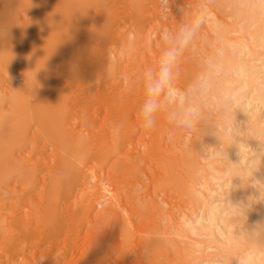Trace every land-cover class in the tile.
<instances>
[{"label":"rangeland","instance_id":"rangeland-1","mask_svg":"<svg viewBox=\"0 0 264 264\" xmlns=\"http://www.w3.org/2000/svg\"><path fill=\"white\" fill-rule=\"evenodd\" d=\"M22 1L0 0V114L10 117L8 123H13L11 126L5 120L3 127L0 125V132L3 134L0 136V166L7 164L3 170H0V178H3L0 181V215L3 214L2 218L3 216L6 218L8 215L7 221L4 222L12 223L7 228L8 230L4 231L3 229L4 232H0V264H244L246 256L248 258L253 249L249 246L236 250L231 249L228 234L231 231L240 235L244 224L250 223L253 220V214L264 206V173L259 179H256L253 174L239 177L240 180L244 179L247 182V191L230 195V192L233 193L235 190H233L234 188L231 189L228 160L222 153L229 146L226 140L218 137L209 138L206 133L212 131L216 134H228L236 138L238 147L248 152V155L257 151H264V137L258 138V140L263 139L260 143L244 145L247 144L243 139L249 133L247 129L249 123L242 118L239 110L241 107H248L249 113H252L259 109L263 121L261 126L264 125V103L258 98L257 91L252 92V95L247 97H240V93L243 91L240 64L248 62L259 65L260 72L257 84L261 85L264 81V72L262 73L264 67L260 66L264 57V41H257L254 34L255 27L257 28L259 25V19H245L239 11L234 9V3H240L241 7L248 9L255 7L258 0H205L208 11L207 24L191 50L184 54L178 81V86L183 88L202 70L204 61L212 51L215 49L224 51L225 57L222 66L213 72L209 78L207 91L202 102L201 118L191 128H184L175 127L169 124L163 116H160L157 127L148 131L141 129L138 115L140 104L144 98L143 73L149 68H156L158 64L162 50V44L159 40L160 33L165 30H174L178 23L186 21L202 0H170L169 6L164 4L162 0H144L140 6H134L135 9L132 8L133 6L128 0H110L111 4L108 1V5H110L107 7L108 10L112 9L109 11L111 14L108 16L109 19L104 18L106 15L103 13H108H106L107 10L104 6L97 8L92 6L91 12L94 14L91 13L90 15L96 16V19L92 18L88 21L89 27L100 26L101 24L100 27L109 31L108 33L104 31V35L108 37L105 36L104 40V36L102 39H93V44L101 45L103 53L118 61L119 67L112 74L109 73L105 65L102 67L98 64L100 68H97V63H100L98 61L96 64L94 62L93 65L85 67L83 69L85 74L79 78V81L84 87L89 88L87 90L89 93L80 94L79 92L82 90H75L77 91L75 92L73 88L71 89L76 80L73 68V71H70L71 68H69L73 66L68 64L66 67L67 64L64 63L53 66V69L60 71L58 74L61 79L58 78L60 80L58 83L60 85L63 83V87L60 86L61 90L67 92L65 94L63 92L64 96L68 97H64L66 99L63 102L67 105L68 103L69 105L72 104L69 109L65 105L64 109L71 111L74 108L72 111H78L77 117L65 121V128L82 132L84 136L90 137L92 135L91 138L96 135L97 138L98 136L105 137V141H94L97 144H91L90 148H88L89 146L86 147L80 159H74L69 154L68 156L49 143L47 145L43 139L40 141V136L43 135L40 134L42 132L39 124L40 112L35 111L40 109H34L31 106L40 97V91H36L40 87L42 88L38 82L40 78L34 83H28V69H26L25 64L23 66L24 59L17 58L18 56L12 53L17 47H21L22 40L24 42L27 38L29 32L27 30L31 29L36 19V8L31 6L30 1ZM25 4L28 7L23 6ZM127 5L129 6L127 7ZM62 65L64 67H61ZM86 75L88 76L86 77ZM27 83L28 85H24ZM22 86L24 87V94L22 93L24 103L21 102L25 106L22 105L20 112L15 106L17 104L14 98L16 90ZM54 87L47 83L43 87L44 89H41L43 90L42 94L51 96L49 94L52 93L53 97L55 92L57 93L60 89L59 85V89ZM70 91L74 94L72 95ZM68 93L71 95L68 96ZM86 94H89V98L85 97ZM57 95L53 98H56ZM129 97L131 99L127 100ZM80 101L81 104L86 102L87 105H81ZM223 104L227 110L229 109L226 113L221 110ZM76 106H78L77 109ZM62 107L60 106V110L63 109ZM5 109L6 113H4ZM25 110L26 112H24ZM125 110L133 113L131 121H128L127 118L124 120L122 117L123 113L126 112ZM15 116L19 118L12 122L11 120L16 119ZM129 122H131L130 124L134 122L132 128L134 139H132L133 137L120 136L122 131L130 125ZM17 126L19 127L17 128ZM20 127L21 138L18 144L19 141H15V137H17L15 131L17 132L16 129ZM22 132L27 136L25 137ZM23 137L26 141H22L24 140ZM64 153L66 158H71L73 164L64 161V155H62ZM83 153L87 155H83ZM136 154L139 156H135ZM170 154L174 158L171 164L174 165L170 164L171 166L167 170L166 161ZM61 155L63 159L60 157ZM7 159L13 162V164L11 163L13 166H10L11 164ZM124 161H131L132 165L135 166L134 169H137V171L131 170L132 176L125 165L122 167H125L126 172L125 170H121V173L120 170L118 171ZM28 163L39 167L37 168L38 172L31 179L32 182L23 176L25 173L22 164ZM128 164L131 165L129 162ZM65 165L71 166L66 170L63 167ZM7 167L9 168L7 169ZM61 167L63 169H60ZM7 170L8 172H6ZM64 172H69V174ZM57 177L58 180L60 179L59 181ZM3 180L4 182H2ZM57 182H59L58 185ZM56 185L60 187L57 188ZM49 190H52V193L55 191L54 193L59 194L65 201V203L61 201L57 204H63V208L60 206L61 209L56 208L58 220L55 224L58 226H48L49 222L47 223L48 214L50 215L55 207L52 206V203L47 205L41 203L45 202L44 196L51 194ZM20 196L24 197L22 200L24 204L21 203V205L18 201ZM237 203L238 205H236ZM44 206H46L44 211H41ZM115 208L116 210H113ZM211 208L215 211L224 208L218 214L219 218L216 225L215 222L211 223L208 219V211ZM27 212L32 213L29 214L30 217H28ZM38 214L41 215L38 216ZM20 219H23V222L30 220L26 229L22 225L19 226L22 223ZM127 223L133 226L130 227ZM17 224L19 225L17 226ZM44 224L45 228L43 227ZM202 225H210V227L209 229H201ZM123 226H127L128 230L133 227V232L126 230L127 234L123 233L126 229L122 230ZM21 228L22 230L25 229V232L21 231ZM12 230H16V235L15 231ZM2 233L5 237L2 236ZM5 234L9 238H6ZM13 236H16L15 239ZM230 252L231 255L228 254ZM157 260L160 262L154 263Z\"/></svg>","mask_w":264,"mask_h":264},{"label":"bare ground","instance_id":"bare-ground-1","mask_svg":"<svg viewBox=\"0 0 264 264\" xmlns=\"http://www.w3.org/2000/svg\"><path fill=\"white\" fill-rule=\"evenodd\" d=\"M12 1V0H11ZM22 1V0H21ZM31 2V6L35 9L36 8V19L34 20L35 22L33 23V26L31 27L30 30H27L29 31L28 32V35H27V38H25V41L22 42L21 41H17V42H21L22 45L21 47H17L16 50H14L12 53L16 54L17 58H22L24 59V63H23V66L24 64L26 65V69H28V72H27V82L30 83H34L36 80L38 81L39 78L40 80L38 82H40V86L42 85V88L48 83L50 86H55L57 89H59V91L61 90V87H63V83L62 85H60L58 82L60 80H58L59 77V74L58 72L60 71H57L55 69H53V66H55L56 64L59 63V65H61V63H64V64H67L66 67L69 65L73 66V67H69L71 68L70 71H73L74 70V77L76 78L75 82H73V85L71 86V89L73 88V90H82L81 92H79L80 94L82 93H89L87 92V89L86 87L83 86L82 82L79 81V78L82 77V75L84 76L85 72L83 71V69L85 67H89L91 64L93 65L94 62L96 64V62H100V63H97L96 66H98V64L100 66H106V69L109 71V73H113L115 72L116 68L119 67V63L118 61H115L113 60L112 58H110L108 55H105L103 52V49L101 48V45L99 46H96L93 44V39H96V38H100L102 39L103 36V40L105 39V32H109V31H105L104 30V27H100V26H92V27H89V20L90 19H96V16L92 17V15H90L92 12V6H95V8L97 7H102L104 6L106 13H103L104 15H106L104 18L106 19H109L108 16L111 14H109L111 10H108V6L111 4L110 0H28L27 2ZM108 1H109V5H108ZM114 1V0H113ZM112 1V2H113ZM245 1V0H244ZM243 1V2H244ZM23 2V1H22ZM128 2H130L131 6H133L132 8H134V6L137 7V5L140 6V4H142V2H144V0H128ZM254 2V1H253ZM257 2V1H256ZM26 3V2H25ZM242 3V2H241ZM246 3V2H245ZM252 3V2H251ZM28 4V3H27ZM144 4V3H143ZM240 4V3H239ZM238 3H234V9H236L237 11H239L240 15L243 16L245 19H248V20H251L253 18H256V19H259V25L257 26V28L255 27V31H254V34H255V37L257 39V41H264V0H258V3L255 7H250L248 9H245L243 7H241ZM253 4V3H252ZM23 6H27L26 4L23 5ZM129 5H127L128 7ZM245 6V5H244ZM14 7V6H13ZM16 7V6H15ZM20 7V5H19ZM28 7V6H27ZM135 7V8H136ZM107 8V9H106ZM113 8V6H112ZM134 8V9H135ZM142 8V7H141ZM15 9V8H14ZM33 9V10H34ZM103 9V8H102ZM26 10V9H25ZM97 10V9H96ZM104 10V12H105ZM122 10V9H121ZM127 10V9H126ZM137 10V9H136ZM141 10V9H140ZM144 11V10H143ZM131 12V11H129ZM26 13V12H25ZM114 13V12H113ZM94 14V13H92ZM5 15V13H4ZM3 15V16H4ZM115 15V14H114ZM121 15V14H120ZM125 15V14H124ZM133 15V14H132ZM2 16V15H1ZM30 17V16H29ZM115 17V16H114ZM16 18V17H15ZM1 19V18H0ZM113 19V18H112ZM3 20V19H2ZM1 20V22H2ZM20 20V19H19ZM98 20V19H97ZM6 21V20H5ZM11 21V20H10ZM93 21V20H92ZM96 21V20H95ZM254 21V20H253ZM252 21V22H253ZM28 22V20H27ZM32 22V21H31ZM110 22V21H109ZM108 22V24H109ZM7 23V22H6ZM24 23V22H23ZM94 23V22H93ZM106 23V22H105ZM218 24V22H217ZM255 24V23H254ZM2 25V24H1ZM8 25V24H7ZM3 26V25H2ZM106 26V25H104ZM118 26V25H117ZM1 27V26H0ZM24 27V26H22ZM4 28V27H3ZM12 29V28H11ZM14 29V28H13ZM17 29V28H16ZM25 29V28H24ZM219 29V28H218ZM107 30V29H106ZM5 31V30H4ZM12 31H15V30H12ZM17 31V30H16ZM105 31V32H104ZM2 32V31H1ZM20 32V31H19ZM23 32V31H21ZM218 32V31H217ZM17 33V32H16ZM111 34V33H110ZM118 34V33H117ZM1 35V33H0ZM14 35V34H13ZM24 35V34H23ZM112 35V34H111ZM7 37V36H6ZM19 37V36H18ZM108 37V36H106ZM121 37V36H120ZM122 38V37H121ZM5 39V38H4ZM20 39V38H19ZM123 39V38H122ZM125 39V38H124ZM110 41V40H109ZM124 41V40H122ZM251 41V40H250ZM125 42V41H124ZM255 42V41H254ZM102 43V42H100ZM108 43V42H107ZM115 43V42H114ZM130 43V42H128ZM251 43V42H250ZM13 44V43H12ZM20 44V43H19ZM18 44V45H19ZM127 44V43H126ZM239 44V43H238ZM243 44V43H241ZM261 44V43H260ZM122 45V44H121ZM241 46V45H240ZM253 46V45H252ZM250 47V46H248ZM104 48V47H103ZM117 48V47H116ZM246 49V48H245ZM252 49V48H251ZM11 50V49H10ZM108 51V50H107ZM115 51V50H114ZM117 51V50H116ZM255 51V50H254ZM2 52V51H1ZM8 53V52H7ZM108 53V52H107ZM106 53V54H107ZM110 53V52H109ZM9 54V53H8ZM231 54V53H230ZM254 54V53H253ZM4 55V54H3ZM2 55V56H3ZM140 55V54H139ZM1 56V57H2ZM6 56V55H5ZM13 56V55H12ZM141 56V55H140ZM249 56V55H248ZM257 56V55H256ZM4 57V56H3ZM2 57V58H3ZM15 57V56H14ZM115 57V56H114ZM243 57V56H242ZM241 58V57H240ZM139 59V58H138ZM259 59V58H258ZM21 60V59H20ZM118 60V59H117ZM124 60V59H123ZM131 61V60H130ZM157 61V60H156ZM232 61V59H231ZM19 62V61H18ZM139 62V61H138ZM241 62V61H240ZM105 63V64H104ZM157 63V62H155ZM248 63V62H247ZM246 62H243L242 64H240V68L242 70L241 74L243 76V91L240 93V97L243 98V97H247L248 95H250L252 92H256L257 91V94H258V98L260 99V101H262L264 103V81L263 83L259 86L257 84V79H258V75H259V72H260V69H258V66L257 64H247ZM131 64V63H130ZM123 65V64H122ZM100 66H98L97 68H100ZM102 66V67H103ZM262 67H264V57L262 58V63L261 65ZM61 67H64V65H62ZM65 67V68H66ZM101 67V68H102ZM130 67V66H129ZM58 68V67H57ZM73 68V70H72ZM94 68V67H93ZM92 68V69H93ZM61 69V68H60ZM91 69V68H90ZM96 69V68H95ZM65 70V69H64ZM86 70V69H85ZM120 70V69H119ZM232 70V69H231ZM230 71V70H229ZM88 72V70H87ZM93 71H91L92 73ZM264 72V70L262 71V73ZM72 73V72H71ZM105 73V72H104ZM225 73V72H224ZM26 74V73H25ZM58 74V76H57ZM94 74V72H93ZM103 74V73H102ZM125 74V73H124ZM230 74V73H229ZM73 75V74H72ZM71 75V76H72ZM89 75V73H88ZM86 75V77L88 76ZM64 76V75H63ZM110 76V75H109ZM116 76H119V75H116ZM122 76V74H121ZM231 76V75H230ZM91 77V76H89ZM111 77H113L111 75ZM133 77V76H132ZM212 78V77H211ZM61 79V78H60ZM118 79V78H117ZM227 79V77H226ZM104 80V79H103ZM115 80V79H114ZM121 80V79H120ZM223 80V78H222ZM241 80V79H240ZM85 81V80H84ZM87 81V80H86ZM100 81V80H99ZM229 81V79H228ZM103 82H106V81H103ZM118 82V81H117ZM213 82V80H212ZM226 82V81H225ZM27 84H24V85H28ZM88 83V81L86 82ZM115 83V82H114ZM45 84V85H44ZM72 84V83H71ZM58 85H59V88H58ZM91 85V84H90ZM258 85V86H257ZM61 86V87H60ZM68 86V85H67ZM88 86V85H87ZM222 86V85H221ZM27 87V86H26ZM34 87V86H33ZM38 87V86H37ZM54 87V88H55ZM66 87V85H65ZM69 87V86H68ZM100 87V86H99ZM224 87V86H223ZM40 87L39 90H35L36 91H40V97H36L37 100L34 101V103L31 104V106H33V108H39L40 110H35V111H39L40 114H39V117H40V129L42 130V132L40 134H43L40 136V141L43 139L45 140V142L49 143V145H53L56 149L60 150V151H63L65 152L67 155L69 154L70 157H74V159H80L81 156H82V152L85 151L86 147L90 148V145L91 144H94L96 142L94 141H98V142H101L104 140V138L102 137H99L97 138V135L94 136V138L91 136H84V134L81 132H77L75 130H73L72 128L70 129H67L65 128L64 126V123L65 121H68L70 120L72 117H77L78 115V111H72V108L71 111H68L67 109H69V107L71 106L72 107V104L68 105L65 104V102H63L66 98V96H64L66 90L64 91H60L58 93H56L55 91V94L53 95V97L57 94H60L61 97H59L60 95H57L56 98H53L52 97V93L49 94L51 96H45L42 94V89ZM67 88V87H66ZM64 88V89H66ZM33 89V90H34ZM44 89V88H43ZM55 89V90H57ZM68 89V88H67ZM34 90V91H35ZM49 90V89H48ZM47 90V91H48ZM70 90V88H69ZM69 90H67L69 92ZM137 90V89H136ZM224 90V89H223ZM75 91V92H77ZM230 91V90H229ZM17 92V93H16ZM15 92V103L17 105H15L17 107V110L21 109L23 103H24V96H23V92H24V87H20L18 90H16ZM64 92V94H63ZM105 92V91H104ZM139 92V91H138ZM228 92V91H227ZM14 93V91H13ZM23 93V94H22ZM71 93V91H70ZM98 93V92H97ZM108 93V92H107ZM115 93V92H114ZM232 93V92H231ZM47 94V93H46ZM72 95L74 93H71ZM68 93V96L71 95ZM109 94V93H108ZM134 94V93H133ZM32 95V94H31ZM34 95V94H33ZM39 95V94H38ZM63 95V97H62ZM78 95V94H77ZM85 95V94H84ZM87 95V94H86ZM252 95V94H251ZM8 96V95H7ZM75 96V95H74ZM88 96V97H87ZM85 96L86 98H89V94ZM255 96V94H254ZM66 97V98H64ZM78 97V96H77ZM84 97V96H83ZM119 97V95H118ZM239 97V96H238ZM3 98V97H2ZM1 98V99H2ZM6 98V97H5ZM5 98L3 99V101L5 100ZM26 98V97H25ZM63 98V99H62ZM102 98V97H101ZM117 98V97H116ZM126 98V97H125ZM128 98V97H127ZM218 98V97H217ZM27 99V98H26ZM70 99L72 100V98L70 97ZM81 99V98H79ZM92 99V98H91ZM90 99V100H91ZM98 99V98H97ZM131 98L129 97V99L127 100H130ZM7 100V99H6ZM62 100V101H61ZM2 101V103H3ZM23 103H22V102ZM26 101V100H25ZM28 101V100H27ZM88 101V100H87ZM121 101V100H120ZM247 101V100H246ZM63 102V103H62ZM86 103V102H85ZM85 103H82V104H85ZM89 104V102H87ZM99 103V102H98ZM116 103V102H114ZM252 103V102H251ZM1 104V103H0ZM4 104V103H3ZM2 104V105H3ZM61 104V105H60ZM80 104H81V101H80ZM79 104V105H80ZM81 104V105H82ZM243 104V103H242ZM30 105V104H29ZM64 105V107H62ZM65 105L67 109H64L65 108ZM87 105V104H85ZM89 105H92V104H89ZM101 105V104H100ZM100 105H99V108H100ZM105 105V104H104ZM246 105H247V102H246ZM245 105V106H246ZM25 106V105H23ZM60 106L63 108L62 110H60ZM103 106V105H101ZM118 106V105H117ZM120 106V105H119ZM221 106V104H220ZM219 106V107H220ZM249 106V105H248ZM19 107V108H18ZM87 107V106H86ZM93 107V106H92ZM98 107V106H97ZM115 107V106H114ZM218 107V108H219ZM78 108V106H76V109ZM81 108V106H80ZM79 108V109H80ZM90 108V107H89ZM96 108V107H95ZM94 108V110H95ZM106 108V107H105ZM248 108V107H247ZM246 107H241L239 110H240V113L242 114V118L245 119L248 123H249V126H248V131L249 133L247 134L246 138L243 139L247 144H244V145H249V144H257V143H260L261 140L263 141V137H264V125L261 126V123L263 122L262 121V113L259 109H257L256 111L252 112V113H249L248 109ZM256 108V107H254ZM3 109V108H2ZM1 109V110H2ZM15 109V108H14ZM82 109V108H81ZM86 109V108H85ZM93 109V108H92ZM98 109V108H97ZM109 109V108H108ZM116 109V108H114ZM118 109V108H117ZM134 109V108H133ZM30 110V109H29ZM65 110V111H64ZM91 110V109H90ZM89 110V112H91ZM106 110V109H105ZM221 110L222 112L226 113L227 111H229V109L227 110V107L225 106V104L222 105L221 107ZM6 113V109L4 110ZM32 111V110H31ZM81 111V110H79ZM88 112V110H85ZM93 111V110H92ZM104 111V110H103ZM126 111V110H125ZM220 111V110H219ZM14 112V110H13ZM17 113V111H15ZM21 112V110H20ZM26 112V110L24 111ZM99 112V111H97ZM96 112V113H97ZM206 112V111H205ZM218 112V111H217ZM2 113V112H1ZM37 113V112H36ZM82 113V112H81ZM85 113V112H83ZM94 113V112H93ZM19 114V113H18ZM38 114V113H37ZM132 112L131 111H126L123 113V118L124 120L127 118L128 121H131L132 120ZM16 115V114H15ZM24 115V114H23ZM22 115V117H23ZM112 115V114H111ZM221 115V114H220ZM264 115V114H263ZM12 117V114L10 115ZM37 116V115H36ZM7 117V116H6ZM6 117L3 115L0 114V125L3 127V125L5 124V120L7 121L8 123V118L10 117ZM38 117V116H37ZM117 117V116H116ZM134 117V116H133ZM14 118V117H13ZM16 119H13L11 120L12 122L15 120L17 121V118H19L18 116H15ZM79 118V117H78ZM81 118V117H80ZM223 119V118H222ZM19 120V119H18ZM72 120V119H71ZM112 120V119H111ZM110 120V121H111ZM136 120V119H135ZM134 120V121H135ZM218 120V118H217ZM244 120V121H245ZM82 121V120H81ZM213 121V120H212ZM211 121V122H212ZM19 122V121H18ZM70 122V121H69ZM85 122V121H84ZM114 122V121H113ZM121 122V121H120ZM138 122V120H137ZM218 122V121H217ZM226 122V121H225ZM6 123V125H7ZM131 122H129L128 124H130ZM133 123L130 124L129 126H127L128 128L123 130L121 135L120 133H118L121 137L125 136V137H128V138H132L133 137ZM208 123V122H207ZM8 124H11V123H8ZM13 124V123H12ZM11 124V126H13ZM69 124V123H68ZM96 124V123H95ZM138 124V123H137ZM19 125V124H18ZM71 125V124H69ZM68 125V126H69ZM112 125V124H111ZM115 125V124H114ZM136 125V123H135ZM95 126V125H94ZM7 127V126H6ZM9 127V126H8ZM19 126H17L18 128ZM90 127V126H89ZM126 127V126H125ZM157 127V126H156ZM10 129H13L11 127H9ZM203 128V127H202ZM6 129V128H5ZM100 129V128H99ZM122 129V128H121ZM124 129V128H123ZM139 129V128H138ZM205 129V128H204ZM3 130V129H2ZM17 132L15 131V135L17 133V137H15V141H19L20 140V136H21V127L19 129H16ZM23 130V129H22ZM40 130V131H41ZM241 130V129H240ZM10 131V130H9ZM111 131V130H110ZM117 131V130H116ZM162 131V130H161ZM239 131V130H238ZM8 132V131H7ZM14 132V131H13ZM87 132V131H86ZM119 132V131H118ZM136 132V130H135ZM231 132V131H230ZM9 133V132H8ZM97 133V132H96ZM95 133V134H96ZM110 133V132H109ZM177 133V132H176ZM1 132H0V136H1ZM22 134L24 135V132H22ZM83 134V136H82ZM99 134V133H98ZM108 134V133H107ZM114 134V133H113ZM172 134V133H171ZM175 134V132H174ZM208 135L209 138H215V137H218L219 139H223V140H226L229 148L224 150L222 153L225 154V156L227 157V160H228V166H229V170H230V173H231V189L235 190L233 193L230 192V195H234L236 192L237 193H241V192H245L247 191V182L244 180V179H239V177L241 176H246V175H254L256 177V179H259L263 173H264V151H257L251 155H248L246 151L240 149L238 147V143L236 144V142L238 141L236 138H233L232 136L230 135H223V134H216V133H213L212 131H207L206 133ZM226 134V133H225ZM3 135V134H2ZM8 135V134H7ZM90 135V134H89ZM149 135V134H148ZM156 135V134H155ZM161 135V134H160ZM232 135V134H231ZM25 137L27 135H24ZM43 136V137H42ZM101 136H104V135H101ZM109 136H111L109 134ZM144 136V135H143ZM159 137V136H158ZM179 137V136H178ZM259 137H262L261 140L258 138ZM116 138V137H115ZM120 138V137H119ZM173 138V137H172ZM175 138L176 135H175ZM217 138V139H218ZM24 139V137H23ZM28 140V138H26ZM134 139V137L132 138ZM159 139V138H158ZM1 140V139H0ZM22 140V139H21ZM122 140V139H120ZM128 140V139H127ZM131 140V139H129ZM209 140V139H208ZM241 140V139H240ZM22 141H26L25 139L22 140ZM105 141V140H104ZM107 141V140H106ZM28 142V141H27ZM108 142V141H107ZM118 142V141H117ZM158 142V141H157ZM160 142V140H159ZM241 142V141H240ZM20 143V141L18 142V144ZM23 143V142H22ZM106 143V142H104ZM119 143V142H118ZM162 143V142H161ZM171 143V142H170ZM97 144V143H96ZM103 144V143H102ZM216 144V143H215ZM243 144V143H242ZM26 145V143H25ZM115 145V144H114ZM157 145V144H156ZM244 145H242L243 147H245ZM21 146V145H20ZM19 146V147H20ZM40 146V145H39ZM44 146V145H43ZM95 146V145H94ZM105 146V145H104ZM241 146V145H240ZM23 147V146H22ZM99 147V146H98ZM219 147V146H218ZM242 147V148H243ZM46 148V146H45ZM201 148V147H200ZM203 148V147H202ZM201 148V149H202ZM47 149V148H46ZM94 149V148H93ZM119 149V148H118ZM245 149V148H244ZM102 150V149H101ZM107 150V149H106ZM146 150V149H145ZM259 150V149H258ZM261 150V149H260ZM93 151V150H92ZM99 151V150H98ZM103 151V150H102ZM147 151V150H146ZM200 151V150H199ZM254 152V151H253ZM62 153V152H61ZM65 153L62 154L64 155V161L65 162H69L70 164L72 163L71 161V158H66L65 156ZM87 153V152H86ZM86 153H83L86 154ZM176 153V152H175ZM98 154V153H97ZM106 154V153H105ZM114 154V153H113ZM62 155L60 156L62 158ZM68 155V156H69ZM87 155V154H86ZM112 155V154H111ZM214 155V154H213ZM50 156V155H48ZM104 156V155H103ZM135 156H139V154H136ZM86 157V156H85ZM221 157V156H220ZM66 158V159H65ZM83 158V157H82ZM88 158V157H86ZM63 159V158H62ZM91 159V158H90ZM167 159V158H166ZM173 156L171 157V154L169 156V158L167 159L166 161V168L167 170H169V166H171V162L173 160ZM8 160V159H7ZM59 160V158H58ZM61 160V159H60ZM83 160V159H82ZM87 160V159H86ZM85 160V161H86ZM14 161V160H13ZM45 161V160H44ZM63 161V162H64ZM77 161V160H76ZM174 161V160H173ZM223 161V160H222ZM8 162H10L8 160ZM56 162V161H55ZM82 162V161H81ZM128 162L131 164L129 166ZM179 162V161H178ZM7 163V162H6ZM13 164V162H10V164ZM16 163V162H15ZM84 163V162H83ZM128 165H127V164ZM223 163V162H222ZM10 165V166H13V165ZM32 164V163H31ZM22 164L23 165V168H24V173L23 176H25V179H27L28 181L32 182L31 179L36 175V173L38 172L37 171V168L39 167H36L34 166V164ZM46 164V163H45ZM65 164V163H64ZM73 164V163H72ZM171 164V165H170ZM3 164H1L0 166V170L4 169L5 165L7 164H4V166H2ZM19 165V164H18ZM36 165V164H35ZM47 165V164H46ZM122 165L127 169V171L129 172L130 170V173L131 174V170H135L137 171V169H134L135 166L134 164L132 165V162L131 161H127V162H123L121 163L120 165V169L118 168V171L120 170V173H121V170L126 172V169L125 167H122ZM127 165V166H126ZM174 165V164H173ZM210 165V164H209ZM15 166V165H14ZM49 166V165H48ZM51 166V165H50ZM69 166L71 165H65L63 166L66 170L69 169ZM74 166V165H73ZM130 169H129V167ZM134 166V167H133ZM176 166V165H175ZM227 166V165H226ZM18 167V166H17ZM63 167H61L60 169H63ZM78 167V166H77ZM93 167V166H92ZM9 167H7L8 169ZM16 168V167H15ZM22 169V166L20 167ZM47 168V167H46ZM164 168V167H163ZM12 169V168H11ZM17 169V168H16ZM115 169V167H114ZM166 170V169H165ZM172 170V168H171ZM174 170V169H173ZM200 170V169H199ZM5 171V170H4ZM45 171V170H44ZM51 171V170H49ZM65 171V170H64ZM70 171V170H69ZM1 172V171H0ZM8 172V170L6 171ZM20 172V171H19ZM18 172V173H19ZM198 172V171H197ZM23 173V172H22ZM53 173V172H52ZM56 172L54 171V174ZM64 173H67V172H64ZM136 173V172H135ZM53 174V175H54ZM61 174H63L61 172ZM69 174V172L67 173ZM49 175V174H48ZM117 175V174H116ZM123 175V174H122ZM125 175V174H124ZM123 175V176H124ZM135 175V174H134ZM4 176V175H3ZM2 176V177H3ZM12 176V175H11ZM10 176V177H11ZM58 176V175H57ZM112 176V175H111ZM132 176V174H131ZM65 177V176H64ZM114 177V176H113ZM69 178V177H68ZM206 178V177H205ZM3 179V178H2ZM0 178V181L2 180ZM6 180V179H5ZM53 180V178H52ZM57 180H58V177H57ZM60 180V179H59ZM58 180V181H59ZM117 180V179H116ZM120 180V179H119ZM247 180V179H246ZM80 181V180H79ZM229 181V180H228ZM4 182V180L2 181ZM29 182V183H30ZM73 182V181H72ZM82 182V181H81ZM6 184V182H5ZM50 184V183H49ZM52 184H54V182H52ZM56 184V182H55ZM59 184V182H57V185ZM71 184V183H70ZM99 184V183H98ZM30 185V184H29ZM56 185V186H57ZM43 186V184H42ZM41 186V187H42ZM47 186V185H46ZM51 186V185H50ZM54 186V185H53ZM55 186V187H56ZM54 187V188H55ZM60 186H57V188H59ZM96 187V186H95ZM101 187V186H100ZM32 188V187H31ZM50 188V187H49ZM251 188V187H250ZM43 189V188H42ZM69 189V188H67ZM97 189V188H96ZM228 189V188H227ZM30 190V189H29ZM54 190V189H53ZM56 190V189H55ZM95 190V189H94ZM50 192L52 190H49ZM200 191V190H199ZM55 192V191H54ZM52 193L47 195V196H44L45 197V202H41V203H44L45 205H47L48 203H52V206L55 207L53 208V211H51L52 213L48 216V220H47V223L49 224L48 226H52V225H55V226H58L56 225L55 223L57 222L58 220V214H56V208H58L59 206L63 208V204H59L57 205L58 203H60L61 201H63V198L57 194V193ZM83 193V192H82ZM248 193V192H247ZM44 194V193H43ZM80 194V193H79ZM85 194V193H84ZM78 195V194H77ZM249 195V194H248ZM199 196V195H198ZM49 197V198H48ZM228 197V196H227ZM5 198V197H4ZM24 197H21L20 196V205L21 203L24 204V201L23 200ZM88 198V197H87ZM241 198V196H240ZM17 199V198H16ZM47 199V200H46ZM43 201V199H41ZM68 200V199H67ZM82 200V198H81ZM90 200V199H89ZM232 200V199H231ZM230 200V201H231ZM17 201V200H16ZM69 201V200H68ZM73 201V200H72ZM5 202V200H4ZM15 202V201H14ZM227 202V201H226ZM236 202V201H235ZM3 203V202H2ZM17 203V204H18ZM63 203H65V201H63ZM77 203V202H76ZM123 203V202H122ZM243 203V202H242ZM22 204V205H23ZM43 205V204H42ZM75 205V203H74ZM120 205V204H119ZM118 205V207H119ZM123 205V204H122ZM222 205V204H221ZM238 205V203L236 204ZM17 206V205H16ZM76 206V205H75ZM83 206V205H81ZM225 206V205H224ZM228 206V205H227ZM29 207V206H28ZM43 207V206H42ZM41 207V208H42ZM46 206H44L43 210L41 209V211H44ZM59 207V208H60ZM70 207V206H69ZM88 207V206H87ZM208 207V206H207ZM210 207V206H209ZM37 208H38V205H37ZM36 208V209H37ZM113 208V207H112ZM13 209V208H12ZM32 209V208H31ZM61 209V208H60ZM124 209V208H123ZM224 209V208H223ZM221 209V210H223ZM232 209V208H231ZM20 210V209H19ZM113 210H116L113 209ZM220 210V211H221ZM228 210V209H227ZM40 211V212H41ZM47 211V210H45ZM220 211H215L213 208L210 209L209 214H208V219L210 220L211 223H214L216 225V221H218V214L220 213ZM33 213V211H31ZM37 212V211H36ZM39 212V213H40ZM81 212V211H80ZM226 212V211H225ZM232 212V211H231ZM28 213V212H27ZM31 213V214H32ZM42 213V212H41ZM47 213V212H45ZM58 213V212H57ZM67 213V212H66ZM22 214V213H20ZM30 213H28V217H30L29 215ZM36 214V213H34ZM3 215V214H2ZM2 215H0V232H4L7 228L10 227V223L7 224V222H4V221H7V216L6 215V218L3 216V218L1 217ZM12 215V214H11ZM17 215V213H16ZM25 215V214H24ZM41 215V214H40ZM38 214V216H40ZM53 215V216H52ZM19 216V214H18ZM21 216V215H20ZM34 216V215H33ZM37 216V215H36ZM51 216V218H50ZM61 216V215H60ZM59 216V217H60ZM10 217V216H9ZM13 217V216H12ZM23 217V216H22ZM27 218V217H26ZM34 218V217H33ZM232 218V217H231ZM9 219H13V218H9ZM25 219V218H24ZM41 219V218H40ZM51 219V220H50ZM60 219V218H59ZM10 220V221H11ZM22 220V223L20 221V225L17 224V226H21L23 228L26 229V227H28L29 223H30V220H26L23 222V219H20ZM227 220V219H226ZM32 221V220H31ZM129 221V220H128ZM230 221V219H229ZM9 222V220H8ZM17 222V221H16ZM19 222V221H18ZM41 222V220H40ZM127 222V221H126ZM206 222V221H205ZM32 223V222H31ZM59 223V222H58ZM218 223V222H217ZM12 224V223H11ZM33 224V223H32ZM130 224V223H129ZM14 225V224H13ZM128 225V223H127ZM259 225H264V206H262L256 213L253 214V220L248 223V224H244V228L242 230V232L240 233V235H236L234 233H232L231 231L229 232L228 234V240L230 242V246L231 249L233 250H236V249H240V248H243L244 246H249L253 249V252L248 256H246V259H245V263L244 264H264V228H261ZM16 226V225H15ZM34 226V225H33ZM37 226V225H36ZM47 224H46V227L48 228ZM130 226V225H128ZM131 226H133L131 224ZM130 226V227H131ZM45 228V224L43 226ZM54 227V226H53ZM111 227V226H110ZM210 225H202V228L201 229H209ZM13 229L15 228L14 226L12 227ZM31 228V226H30ZM38 228V226L36 227ZM41 228V227H39ZM56 228V227H55ZM126 228V229H125ZM4 229V231H3ZM20 229V228H19ZM25 229L22 230L21 228V231H24ZM112 229V228H111ZM109 229V230H111ZM125 229V230H124ZM130 229V228H129ZM133 229V227H132ZM130 229L128 230V227L126 226H123V233L125 232L127 234V231H132L133 230ZM191 229V228H190ZM8 230V229H7ZM18 230V229H17ZM42 230V229H41ZM44 230V229H43ZM47 230V229H46ZM108 230V229H107ZM127 230V231H126ZM230 230V229H229ZM13 232L15 231V235H16V230H12ZM20 231V230H19ZM31 231V230H30ZM37 232H39L38 229H36ZM209 231V230H208ZM222 231V230H221ZM25 232V231H24ZM32 232V231H31ZM228 232V231H227ZM12 233V232H11ZM22 233V232H21ZM29 233V231H28ZM8 234V233H7ZM44 234V233H43ZM113 234V233H112ZM129 234V233H128ZM6 235V234H5ZM12 235V234H11ZM10 235V236H11ZM2 236H4V234L2 233ZM17 236H18V232H17ZM91 236V235H90ZM5 237V236H4ZM9 238L8 235H6V238ZM14 239L16 236H13ZM94 237V236H93ZM5 238V240H6ZM20 238V237H19ZM1 239V238H0ZM12 239V238H11ZM9 241V239H7ZM7 241V242H8ZM15 241V240H14ZM99 241V240H98ZM104 241V240H103ZM148 241V240H147ZM97 242V241H96ZM10 243V242H9ZM8 243V244H9ZM145 243V242H143ZM151 243V242H150ZM21 244V243H20ZM99 244V243H98ZM132 244V243H131ZM148 244V243H146ZM14 245V244H13ZM129 245V244H128ZM18 246V245H17ZM26 246V245H25ZM144 246V245H143ZM151 246V245H150ZM131 247V246H130ZM152 247V246H151ZM226 247V246H225ZM144 249V248H143ZM149 249V248H147ZM153 249V247H152ZM151 250V249H150ZM150 250H147V251H150ZM155 250V249H154ZM247 250V249H246ZM20 251V250H18ZM252 251V250H251ZM229 252V251H228ZM234 253V252H233ZM232 253V254H233ZM231 255V252L228 253ZM229 257V256H228ZM239 258V257H238ZM161 259V258H160ZM239 260V259H238ZM28 262V261H27ZM35 262V261H34ZM152 262V261H151ZM160 261H156L154 263H158ZM162 262V261H161ZM213 262V261H211ZM235 262V261H234ZM24 263V262H23ZM21 264V263H20ZM50 264V263H49ZM152 264V263H151Z\"/></svg>","mask_w":264,"mask_h":264},{"label":"clouds","instance_id":"clouds-1","mask_svg":"<svg viewBox=\"0 0 264 264\" xmlns=\"http://www.w3.org/2000/svg\"><path fill=\"white\" fill-rule=\"evenodd\" d=\"M162 2L170 5V0ZM207 20L206 2L202 0L186 21L178 23L174 30L160 33L162 50L158 64L156 68H149L143 73L144 98L138 112L141 129H154L160 116L169 124L184 128H191L201 118L209 78L222 66L224 51H212L204 61L202 70L183 88L178 86V81L182 58L191 50ZM259 226L264 228V225Z\"/></svg>","mask_w":264,"mask_h":264}]
</instances>
